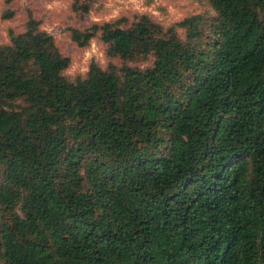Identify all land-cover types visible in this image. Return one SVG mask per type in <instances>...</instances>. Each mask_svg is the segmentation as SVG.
Segmentation results:
<instances>
[{
  "label": "trees",
  "instance_id": "1",
  "mask_svg": "<svg viewBox=\"0 0 264 264\" xmlns=\"http://www.w3.org/2000/svg\"><path fill=\"white\" fill-rule=\"evenodd\" d=\"M208 3L71 29L110 59L75 80L32 15L9 32L0 264H264V0Z\"/></svg>",
  "mask_w": 264,
  "mask_h": 264
},
{
  "label": "rangeland",
  "instance_id": "2",
  "mask_svg": "<svg viewBox=\"0 0 264 264\" xmlns=\"http://www.w3.org/2000/svg\"><path fill=\"white\" fill-rule=\"evenodd\" d=\"M81 5L89 6V13H85ZM209 9L208 0H15L10 4L0 0V44L10 43L11 30L24 32L32 15L41 28L54 37L63 56L70 58L71 65L65 75L75 80L87 76L92 62L107 68L110 59L106 45L99 38L81 48L72 40L71 29L84 30L96 23L113 22L123 17L133 22L140 15L170 27ZM10 13L14 16L5 20L4 16Z\"/></svg>",
  "mask_w": 264,
  "mask_h": 264
}]
</instances>
